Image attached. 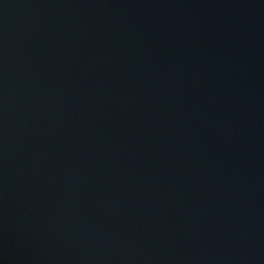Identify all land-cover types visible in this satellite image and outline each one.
Here are the masks:
<instances>
[{"label": "water", "instance_id": "1", "mask_svg": "<svg viewBox=\"0 0 264 264\" xmlns=\"http://www.w3.org/2000/svg\"><path fill=\"white\" fill-rule=\"evenodd\" d=\"M0 264H264V0H0Z\"/></svg>", "mask_w": 264, "mask_h": 264}]
</instances>
